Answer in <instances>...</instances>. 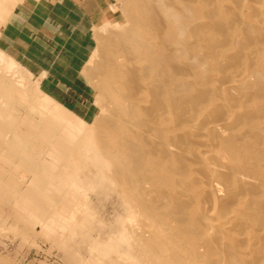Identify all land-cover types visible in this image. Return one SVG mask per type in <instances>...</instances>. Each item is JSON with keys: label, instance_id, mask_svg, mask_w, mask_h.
Here are the masks:
<instances>
[{"label": "rangeland", "instance_id": "374dc122", "mask_svg": "<svg viewBox=\"0 0 264 264\" xmlns=\"http://www.w3.org/2000/svg\"><path fill=\"white\" fill-rule=\"evenodd\" d=\"M146 1L162 29L151 43L155 66L142 49L133 52L132 37H117L139 28L132 0H0V51L26 85L0 81V264H109L134 219L112 187L104 147L141 133L146 119L160 121L148 135L163 131L189 151L203 146L187 129L205 120L231 126L226 137L206 136L211 146L230 134L264 137V21L237 14L233 0H175L177 14L166 10L168 0ZM108 69L117 82L104 96ZM100 113L113 123L93 131ZM237 155L226 168L240 174ZM226 201L219 197L217 210ZM226 246L207 248L213 256ZM253 260L239 255L227 264Z\"/></svg>", "mask_w": 264, "mask_h": 264}, {"label": "bare ground", "instance_id": "6f19581e", "mask_svg": "<svg viewBox=\"0 0 264 264\" xmlns=\"http://www.w3.org/2000/svg\"><path fill=\"white\" fill-rule=\"evenodd\" d=\"M228 1L231 0H221L220 3L227 4ZM233 1L237 14H252L250 17H258V23L264 21V0ZM132 2L138 15L134 27L139 28L133 33L131 29H126L117 37H132L133 52L138 53L142 49V58H147L155 66L158 56L151 43L155 44L157 36L162 32V29L158 31L160 16L154 20L155 10L147 7L149 4H146V0ZM165 6L167 11L176 13L175 0L165 1ZM164 7L161 8L162 11ZM150 11L153 12L151 16L147 15ZM173 28L176 29L172 27V30ZM262 38L264 39V32ZM261 53L258 52L256 56L260 57ZM112 65L117 64L113 62ZM107 71L102 75L104 82L106 81L105 86H102L105 87L102 90L104 96L113 92L112 82L117 75L111 69ZM24 74L18 65L0 51V81L8 87L25 91ZM226 87L236 90L238 86L228 83ZM154 92L157 95V91ZM42 99L49 103L46 96H42ZM46 106L47 104L42 105ZM112 120L105 113H100L91 127L93 131H105L111 128ZM159 123L160 121L155 120L151 124L146 119L141 122V133L137 132L135 136L123 139L119 145V140H116L115 144L110 143L104 147L111 167L112 187L116 191L118 189L126 208H131L128 221L134 219L131 220L134 224L131 223L130 230L123 228L121 235L125 239V245L113 248L109 264H227L228 259L239 255L243 258L252 255L253 263L264 264V137H254L249 142L244 137L230 134L221 145L217 142L211 146L206 141L207 137L212 133L225 135L227 126H231L223 120L222 123L205 120L200 130L197 131L195 126L187 129L189 134L194 131L198 142L203 146L201 150L189 151L184 148L183 143L179 144L163 131L148 135L149 132L156 131ZM206 146L209 147L205 148ZM237 153L241 155L236 165L243 171L240 174L226 168L238 156ZM215 195H219L222 200L227 199L219 210V197L217 199ZM200 197L199 212L194 211V214L191 212L189 215L188 212L194 209ZM166 202L173 206L169 213L167 209L162 210L165 206L163 203ZM189 222L187 229L184 224ZM233 235L236 236L235 240L231 238ZM211 242L227 244L225 252L213 255L214 257L210 255L207 246Z\"/></svg>", "mask_w": 264, "mask_h": 264}]
</instances>
